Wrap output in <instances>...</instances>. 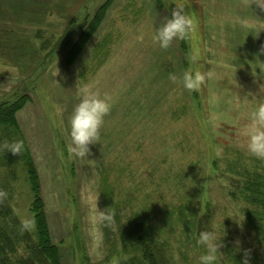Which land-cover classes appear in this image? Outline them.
I'll return each instance as SVG.
<instances>
[{"label": "rangeland", "instance_id": "rangeland-1", "mask_svg": "<svg viewBox=\"0 0 264 264\" xmlns=\"http://www.w3.org/2000/svg\"><path fill=\"white\" fill-rule=\"evenodd\" d=\"M183 2L194 28L163 49L153 36L177 0H0V103L28 97L18 128L0 127V180L36 238L28 148L63 264H130L122 229L138 222L170 240L178 264H199V232L212 228L218 264H241L246 251L264 264V221L259 231L247 221L240 196L243 172L264 177V160L238 136L264 99V11L253 0ZM185 71L212 77L189 91ZM83 86L113 106L100 142L76 157L69 119ZM15 141L21 154L3 147ZM96 205L112 222H95Z\"/></svg>", "mask_w": 264, "mask_h": 264}, {"label": "trees", "instance_id": "trees-1", "mask_svg": "<svg viewBox=\"0 0 264 264\" xmlns=\"http://www.w3.org/2000/svg\"><path fill=\"white\" fill-rule=\"evenodd\" d=\"M87 34L88 28L84 37L87 38ZM76 52L77 48H74L69 56L71 60ZM27 99L23 96L15 102L0 103V127L18 128L16 114ZM22 157L34 193L32 210L36 238L23 227L0 180V264H63V252L53 241L38 168L28 148H24ZM243 174L240 196L251 207L247 211V221L255 223L257 229V219L264 221V177L251 169H246ZM257 230H263V227L259 226ZM122 231L126 234L124 242L135 252L130 264H178L170 240L154 234L142 222L129 228L123 227Z\"/></svg>", "mask_w": 264, "mask_h": 264}, {"label": "clouds", "instance_id": "clouds-1", "mask_svg": "<svg viewBox=\"0 0 264 264\" xmlns=\"http://www.w3.org/2000/svg\"><path fill=\"white\" fill-rule=\"evenodd\" d=\"M253 3L257 8L264 11V0H253ZM185 5L183 0H177L170 18H166L162 26L157 29L153 41L158 43L160 48L167 49L175 39L183 38L193 30L194 20L185 11ZM261 30H264V27L259 28L258 33ZM211 77L212 73L210 72L185 71L182 76L183 87L189 91H198L205 84L206 79ZM171 79L176 82L177 77L172 76ZM261 92H264V87H261ZM79 96V103L74 107L69 119L71 141L69 152L76 157H84L90 153L91 145L100 142L101 128L104 124V118L112 109L113 98L106 93L102 95L89 86L81 87ZM249 121L239 131L238 136L244 138L243 146L250 155L264 160V99H261L249 114ZM3 147L13 154H21L24 145L22 141H15L3 145ZM96 209L95 222H112L115 213L111 208L99 210L96 205ZM23 227L30 228L31 222L25 221ZM222 237L217 235L214 228L199 232L197 243L205 249L204 253L199 256V264H218L220 249L223 245ZM236 243L239 245L241 242L237 240ZM241 264H250L247 251Z\"/></svg>", "mask_w": 264, "mask_h": 264}]
</instances>
